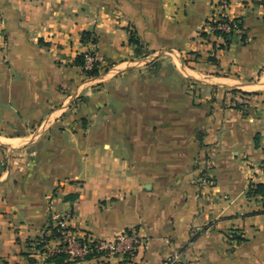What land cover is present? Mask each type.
<instances>
[{
    "label": "crops",
    "instance_id": "crops-1",
    "mask_svg": "<svg viewBox=\"0 0 264 264\" xmlns=\"http://www.w3.org/2000/svg\"><path fill=\"white\" fill-rule=\"evenodd\" d=\"M216 1L0 0V264H64L34 244L58 208L80 235L136 229L133 264H264V196L247 195L264 184V0H229L227 39L205 33Z\"/></svg>",
    "mask_w": 264,
    "mask_h": 264
},
{
    "label": "built area",
    "instance_id": "built-area-1",
    "mask_svg": "<svg viewBox=\"0 0 264 264\" xmlns=\"http://www.w3.org/2000/svg\"><path fill=\"white\" fill-rule=\"evenodd\" d=\"M229 6V0L216 1L206 21V35L225 38L229 37L234 31L239 30V21L226 15V10ZM88 43L94 44L92 40ZM78 56L82 57L81 68L85 73L92 71L94 68H101L102 60L93 49L77 53L76 57ZM200 163L203 166L200 171L209 168L204 158L200 159ZM261 172L264 175V164L261 165ZM200 180L206 183L209 182L205 178ZM50 208H53V204H50ZM72 216L71 210L55 211L51 214L50 223L52 228L56 227V232L59 236L55 239L57 242L56 246L54 249L47 251L49 253L45 257L62 255L64 264H77L89 260L107 262L114 259L133 264L139 251L145 245L144 238L136 229L125 230L112 239H100L88 234L80 235L76 229L69 225ZM177 259L178 255H173L165 259L161 264H176Z\"/></svg>",
    "mask_w": 264,
    "mask_h": 264
},
{
    "label": "trees",
    "instance_id": "trees-1",
    "mask_svg": "<svg viewBox=\"0 0 264 264\" xmlns=\"http://www.w3.org/2000/svg\"><path fill=\"white\" fill-rule=\"evenodd\" d=\"M88 35H89L88 33H83L81 41L83 43H85V42H89L90 40H92V42L95 43L96 42L95 37H92V36L90 37ZM225 38L227 39L228 37H225ZM131 42L135 43L136 41L133 38H131ZM227 42H228V40H227ZM75 64L82 66V57L81 56L76 57ZM99 70H100V68H98V69L94 68L92 71L86 72L85 74L90 76V77H96L99 75ZM231 91L236 92L239 90L238 89H231ZM240 94L241 95H248V93H245L242 91H240ZM239 106H236V108H239ZM262 164H264V160H263ZM247 195L250 198L258 196V195L264 196V184L250 182ZM48 229L51 230L50 235L48 237L44 236L41 240V242H43V243H38L37 248L42 249L46 241L51 240V239H56L59 236L58 233L56 232V230H57L56 227L52 228V225L50 222H49V225L47 227V230ZM63 259H64V257L62 255H54V256L49 257L47 260L51 261V262L60 263L63 261Z\"/></svg>",
    "mask_w": 264,
    "mask_h": 264
},
{
    "label": "rangeland",
    "instance_id": "rangeland-1",
    "mask_svg": "<svg viewBox=\"0 0 264 264\" xmlns=\"http://www.w3.org/2000/svg\"><path fill=\"white\" fill-rule=\"evenodd\" d=\"M81 38H82V37H81ZM81 42H82V41H81ZM82 44H83V42H82ZM88 50H89V49L79 50L77 53H83V52H86V51H88ZM105 65H106V64L102 61L101 68H100V70H99V74H100L101 72H103L104 67H106ZM83 73H84L85 77H90V76L86 75L84 71H83ZM190 83H191V81H190ZM190 95H191L192 97L196 98V96H197L196 88H194V87L191 88V90H190ZM238 97H239V95H238ZM80 98H82V97H80ZM80 98H78V99L80 100ZM239 105H240V108H239L240 110H242V111L246 110V109H245V108H246V103H240ZM76 108H77V107H76ZM52 197H53V195L50 196L49 204H53V200H54V199H53ZM62 211H67V209L58 208L56 212H62ZM42 238H43V237H40V238H38L37 240L34 241V244H35L36 247H37L38 243H43V242H41Z\"/></svg>",
    "mask_w": 264,
    "mask_h": 264
}]
</instances>
